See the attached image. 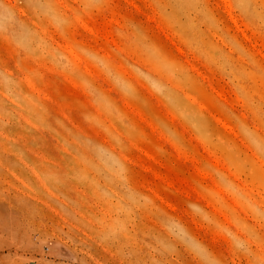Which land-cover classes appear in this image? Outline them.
Listing matches in <instances>:
<instances>
[{
    "label": "rangeland",
    "instance_id": "rangeland-1",
    "mask_svg": "<svg viewBox=\"0 0 264 264\" xmlns=\"http://www.w3.org/2000/svg\"><path fill=\"white\" fill-rule=\"evenodd\" d=\"M0 264H264V0H0Z\"/></svg>",
    "mask_w": 264,
    "mask_h": 264
}]
</instances>
